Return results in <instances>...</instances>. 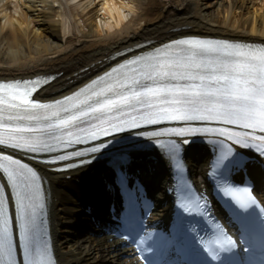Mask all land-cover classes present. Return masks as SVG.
I'll use <instances>...</instances> for the list:
<instances>
[{"label":"snow or ice","instance_id":"6c2138e0","mask_svg":"<svg viewBox=\"0 0 264 264\" xmlns=\"http://www.w3.org/2000/svg\"><path fill=\"white\" fill-rule=\"evenodd\" d=\"M42 83L47 81L0 83V145L26 153L53 152L61 145L67 147L97 140L101 134L108 136L125 127L139 129L141 123L216 121L250 131L228 128L203 131L218 133L243 147H256L264 155V49L246 50V46L220 40H175L163 48L126 60L79 91L53 103H40L32 96ZM198 131L202 130L174 127L147 135L187 137ZM101 146L103 142L75 151L71 156L60 155L48 163L90 156ZM159 146L182 171L179 143L170 140ZM2 153L0 149V171L7 185L0 184V256L7 257V264H16L10 220L2 195L4 188L11 186L24 252L23 264H53L47 245L41 248L35 243L37 210L43 208L40 177L28 164ZM231 155V148L222 147L213 169H219ZM84 162L86 160L81 159L80 164ZM222 191L241 209L255 205L264 212L251 188L224 186ZM180 207L193 213L200 212L203 206L193 200L191 205L180 203ZM216 230L218 235L214 242L202 243L213 260L219 259L220 252L236 247V241L219 224ZM146 242L141 239L140 245ZM146 250L138 245L141 253Z\"/></svg>","mask_w":264,"mask_h":264},{"label":"bare ground","instance_id":"6f19581e","mask_svg":"<svg viewBox=\"0 0 264 264\" xmlns=\"http://www.w3.org/2000/svg\"><path fill=\"white\" fill-rule=\"evenodd\" d=\"M182 35L264 43V0H0V79L56 74L38 93L54 99L119 61H109L119 50ZM41 172L54 236L67 231L60 263L120 264L127 253L116 241L74 227L64 178L73 172Z\"/></svg>","mask_w":264,"mask_h":264}]
</instances>
